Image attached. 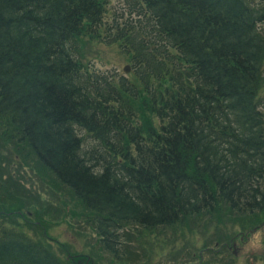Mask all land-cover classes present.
Returning <instances> with one entry per match:
<instances>
[{
  "label": "trees",
  "instance_id": "1",
  "mask_svg": "<svg viewBox=\"0 0 264 264\" xmlns=\"http://www.w3.org/2000/svg\"><path fill=\"white\" fill-rule=\"evenodd\" d=\"M128 7L138 23L107 25V0H0V140L15 146L11 157L32 155L70 192L115 259L128 226L192 230L196 217L244 231L258 226L264 0H129ZM82 37L120 46L133 77L82 62ZM10 186L21 188L0 174V264H64L18 223H5L32 213ZM30 224L49 238L43 219ZM202 256L199 264H211ZM89 257L70 260L90 264Z\"/></svg>",
  "mask_w": 264,
  "mask_h": 264
},
{
  "label": "rangeland",
  "instance_id": "2",
  "mask_svg": "<svg viewBox=\"0 0 264 264\" xmlns=\"http://www.w3.org/2000/svg\"><path fill=\"white\" fill-rule=\"evenodd\" d=\"M248 1L251 4L259 2ZM128 2L107 0V12L103 16L105 23L110 25L114 20L138 23V14L129 11ZM76 45L79 49L78 58L94 70L116 77H133L128 56L116 43L82 37ZM126 66L128 70L124 71ZM258 96L260 109L264 112V69ZM78 132L85 145L94 144L84 130ZM3 141L0 140V156L3 159L0 161V174L19 181L21 188L10 186L8 189L13 197L22 199L24 209L32 210V213L26 212L31 221L19 220L13 215L5 218V223H18L17 227L34 239L42 240L64 264H76L70 260L76 254L90 255V264H199V254L203 255L201 262L207 260L211 264H264V221L258 226L257 223L249 224V230L244 231L241 225L231 222L218 227L206 217L191 220L188 226L192 230L161 228L141 232L140 227L128 226V235L123 237L125 246L122 259H115L100 246L94 227L88 222V212L70 192L56 183L49 172L43 171L32 155L23 158L26 154L23 152L19 157H11L15 146ZM17 189L19 193L16 195ZM38 217L47 226L48 239L30 224ZM232 240L235 245L230 250L225 246L219 247L224 242L231 244ZM205 245L215 251L201 252Z\"/></svg>",
  "mask_w": 264,
  "mask_h": 264
},
{
  "label": "flooded vegetation",
  "instance_id": "3",
  "mask_svg": "<svg viewBox=\"0 0 264 264\" xmlns=\"http://www.w3.org/2000/svg\"><path fill=\"white\" fill-rule=\"evenodd\" d=\"M240 240H242V238H240ZM234 245H235V242L232 240L231 244L227 245V249L230 250V248L233 247ZM234 253H235V251H234Z\"/></svg>",
  "mask_w": 264,
  "mask_h": 264
},
{
  "label": "water",
  "instance_id": "4",
  "mask_svg": "<svg viewBox=\"0 0 264 264\" xmlns=\"http://www.w3.org/2000/svg\"><path fill=\"white\" fill-rule=\"evenodd\" d=\"M128 70V67L126 66L125 68H124V71H127Z\"/></svg>",
  "mask_w": 264,
  "mask_h": 264
}]
</instances>
